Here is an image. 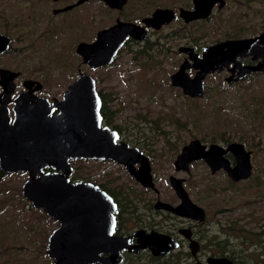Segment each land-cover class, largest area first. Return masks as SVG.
<instances>
[{
    "label": "rangeland",
    "instance_id": "rangeland-1",
    "mask_svg": "<svg viewBox=\"0 0 264 264\" xmlns=\"http://www.w3.org/2000/svg\"><path fill=\"white\" fill-rule=\"evenodd\" d=\"M75 1L0 0V33L11 38L8 49L0 54V68L21 72L15 80L17 91L23 89L24 79L31 78L43 84L39 93L48 98H60L79 72L92 74L104 97L105 113L111 114V125L149 157L160 198L175 201L168 177L176 174L188 179L191 198L208 210V231L198 235L203 246L208 243V254L203 249L197 259L206 262L210 256L221 255L234 264H264V74L237 84L225 82L224 73L208 76L201 98L185 96L169 79L183 58L176 55L178 43L208 44L264 31V0H226L208 20L188 25L176 20L149 30L145 41L127 43L112 64L95 70L75 52L78 42L92 41L99 29L117 17L137 20L156 7L190 3L128 0L117 12L95 1L53 13ZM194 138L204 144L242 143L252 150L251 175L234 182L224 171L212 174L202 160L192 163L188 174L177 173L175 155ZM72 167V180L103 186L110 174L120 170L108 161L75 160ZM26 178V173L0 170V264H53L46 246L58 224L22 196ZM129 187L135 188L125 173H116L110 189L120 196L121 212L129 213L118 221L119 231L155 227L178 238V218L164 215L161 221L137 200L138 192L135 195L133 190V197L127 194ZM193 262L190 253L180 248L155 259L146 250L124 252L120 264Z\"/></svg>",
    "mask_w": 264,
    "mask_h": 264
},
{
    "label": "water",
    "instance_id": "water-1",
    "mask_svg": "<svg viewBox=\"0 0 264 264\" xmlns=\"http://www.w3.org/2000/svg\"><path fill=\"white\" fill-rule=\"evenodd\" d=\"M86 1L76 0L56 9L55 13ZM100 1L110 8L121 9L127 0ZM216 2H220V6L224 4V0H193L194 9L180 8V16L186 22L208 17ZM173 17V9L158 7L143 17L141 24L116 19L114 24L98 30L93 41L78 42L75 52L91 69L108 65L129 38L141 41L146 38L148 27L159 29ZM10 42L8 35L0 33V54L8 49ZM249 56L259 62L243 67L239 77L253 70L264 71V31L251 37L229 38L205 46L201 59L198 54L192 56L198 73L194 77L188 76L185 70L191 65L186 59L171 76L172 83L184 87V92L190 96H201L203 78L207 73L218 72L231 63L240 65L239 59ZM19 75L20 71L0 68V170L26 173L27 178L21 186L22 196L57 222L46 246V254L52 263L119 264L121 253L126 250L139 253L148 249L154 256H163L175 249L177 241L156 230L137 229L129 235L116 234L113 198L91 182L70 180V159L110 158L123 162L144 186L153 185L147 158L137 148L117 143V132L102 125V102L90 73L81 72L68 85L62 98L52 100L34 94L42 88V83L34 79L24 80L26 91L12 97ZM227 152L235 159L233 166L225 157ZM251 154L252 151L246 150L240 142H230L226 147L218 143L207 146L199 139H193L184 145L175 166L178 170H186L192 161L204 159L212 172L222 168L232 180L238 181L251 174ZM137 161L140 166L135 169L133 164ZM46 168L52 171L45 172ZM170 180L181 203L174 207L159 200L157 207L181 215L195 211V217L202 220L204 211L191 201L182 186V179L172 175ZM132 238H135L133 243ZM196 244L191 240L193 252L197 249ZM193 264L234 263L226 256L216 255L208 257L206 262Z\"/></svg>",
    "mask_w": 264,
    "mask_h": 264
},
{
    "label": "flooded vegetation",
    "instance_id": "flooded-vegetation-1",
    "mask_svg": "<svg viewBox=\"0 0 264 264\" xmlns=\"http://www.w3.org/2000/svg\"><path fill=\"white\" fill-rule=\"evenodd\" d=\"M100 2V3H102L104 6H106V7H108L109 9H111V10H116L117 12H120V11H122V9H123V7L126 5V3L128 2V0L126 1V3L123 5V7L121 8V9H115V8H110L106 3H104V2H102V1H100V0H88V1H86V2ZM74 3V2H73ZM85 3V2H84ZM189 3L190 4H188V5H186V4H184V5H179V6H174V7H166V8H170V9H173V11H174V17H173V19L169 22V23H171V22H174V21H176V20H179V21H182L185 25H188V24H191V23H194V22H199V21H205V20H208V18L211 16V14H212V12H213V9L215 8V7H218V8H223L225 5H226V0H224V4L222 5V6H220V2H216L215 4H214V6H213V8L211 9V12H210V14L208 15V17H204V18H198V19H194V20H191V21H189V22H186L185 20H184V18L183 17H181L180 16V13H179V9L180 8H184V9H187V10H192V9H194V3H193V0H189ZM72 4V3H71ZM83 4V3H82ZM79 5H81V4H79ZM79 5H77V6H79ZM77 6H75V7H77ZM75 7H73V8H75ZM73 8H71V9H69V10H72ZM156 8H158V7H156ZM155 8V9H156ZM56 9H59V8H56ZM56 9H53V13L54 14H57V13H61V12H57V13H55V10ZM69 10H67V11H69ZM67 11H62V12H67ZM153 12V11H152ZM151 12V13H152ZM150 13V14H151ZM149 14V15H150ZM149 15H147V16H149ZM145 17V16H144ZM143 17H141L140 19H137V20H132V18H127V19H121L120 17H117L116 19H120V20H124V21H131V22H135V23H138V24H141V19H142ZM116 19H115V21H116ZM115 21H114V23H115ZM114 23H112V24H114ZM169 23H166V24H164V25H167V24H169ZM164 25H162V26H164ZM102 29V28H101ZM160 29V28H159ZM100 30V29H99ZM147 36H146V38L145 39H143V40H141V41H135V40H133L132 38H129L126 42H125V44L118 50V52H117V54L115 55V57H114V59L112 60V62L110 63V64H112L113 62H114V60H115V58L118 56V54H119V52L121 51V49L127 44V43H129V42H136V43H141V42H143V41H145L146 39H147V37H148V34H149V30H158V29H154V28H151V27H148L147 29ZM98 32V31H97ZM97 32H96V34H97ZM258 34V33H257ZM252 36H254V35H252ZM95 37H96V35H95ZM247 37H251V36H247ZM241 38H245V37H241ZM95 39V38H94ZM93 39V40H94ZM229 39V38H228ZM92 40V41H93ZM217 42H219V41H215V42H211V43H208V44H204V43H202V44H200V43H187V44H185V45H181L180 43H178L177 44V54L175 53V51L173 52V53H175L176 55H181V54H183V58L181 59V62H179L178 63V66H177V69L173 72V73H171L170 74V76H169V79H170V83H171V85L173 86V87H175V88H179L181 91H182V93L185 95V96H188V97H190V98H201L203 95H204V92H205V90H206V87H207V82H206V79L208 78V76H211V75H220V74H222V73H224V75H221V78H223L224 80H225V82H228L229 84H237V83H239V82H241V81H243V80H246V79H248V78H250V77H254V76H256V75H260V74H264V71H256V70H253V71H250V72H248V73H246L245 75H243L242 77H239V75L241 74V72H242V68L243 67H245V66H247V65H256L258 62H259V60H252L251 59V57L249 56V57H242V58H240L239 59V61H240V65H234V63H231V64H229L228 66H223L222 67V69L220 70V71H218V72H214V73H207L205 76H204V78H203V92H202V95L201 96H195V97H193V96H190V95H188V94H186L185 92H184V87H182V86H179V85H174L173 83H172V79H171V76L179 69V67H180V65L182 64V63H184V61L187 59V61H188V64H190L191 65V67L190 68H187L185 71H186V73L188 74V76L189 77H194L197 73H198V71H199V69H197V68H195L194 66H193V64H195V59H193V57L192 56H194V54H198V56H199V58L201 59V54H202V52H203V48L205 47V46H207V45H211V44H214V43H217ZM77 45V44H76ZM181 47H186V48H188L187 50H184V51H182L180 48ZM193 50V51H192ZM192 54V55H191ZM198 58V57H197ZM82 60V59H81ZM110 64H108V65H110ZM108 65H104V66H101V67H98V68H102V67H105V66H108ZM235 67V69H233ZM98 68H93L94 70L95 69H98ZM82 72H84V71H82ZM81 72H79L78 73V75L80 74ZM78 75L72 80V81H74L77 77H78ZM91 76H92V74H90ZM19 76H21V72H20V75ZM18 76V77H19ZM17 77V78H18ZM92 78L94 79V81H95V88H96V91H97V93H98V95L100 96V99H101V102H102V104H101V108H100V113H101V116H102V125H106V126H108L109 128H111V129H113V130H115L116 132H117V134H118V139H117V143H119V142H123V143H125V144H127L128 145V147L129 148H137L139 151H140V153H141V155L143 156V157H146L147 158V160H148V163H149V165H150V173H151V176H152V182H153V185H151V186H144L140 181H139V179L132 173V171L123 163V162H117V161H115V160H113V159H83V158H77V159H70V166H71V174H70V180L71 181H73V182H75V181H87V180H72V178H71V175H72V170H73V167H72V162L73 161H75V160H81V161H101V162H104V161H108V162H110V163H112L113 165H114V169H116V168H120V170L119 171H121V172H123V173H125V176H126V179L127 180H129V182H131L134 186H135V188H132V187H129V188H127L128 190H127V194L130 196V197H133V194H132V192H133V190H134V192H135V195H137V192L139 193L138 194V197H137V200L140 202V201H142V203L146 206V209L147 210H152V212L154 213V215H156L157 217H158V219H160L161 221H163L164 220V215H167V216H175V217H177L178 218V220L180 221V224L177 226V228H176V232H177V235H178V238L176 237V236H174V235H172V234H169V233H167V232H164V231H161V230H158V229H156L155 227L154 228H136V227H132V228H130V227H125V230L124 231H122V232H120L119 231V228H118V221H120V219L123 217H126V216H128L129 215V213H122L121 212V210H120V208H121V206H120V204H119V202H118V200H117V198L118 197H120L119 195H118V193L116 192H114L113 190H111L110 188H111V186H112V184H113V181H114V178L116 177V173H118L119 171H117V170H115L113 173L114 174H110V178H108V182H107V185H105V186H103V185H99V184H96V183H93V182H91V181H88V182H91V183H93V184H95V185H97L100 189H102L103 191H105L106 193H108L112 198H113V200H114V202L116 203V214H115V233L116 234H118V235H129L130 233H132L133 231H135V230H137V229H145V230H147V231H149V230H158V232H162V233H166V234H169V235H171L176 241H177V243H178V245H177V247L175 248V249H182V248H184L185 250H187V252H189L190 253V255H191V258H192V260H194V262H196V261H199L198 259H197V255L199 254V252H201L203 249H207V254H208V243L206 244H204V246L202 245L203 244V242H201L200 240H199V237H198V235H200V234H205L207 231H208V228H207V226H208V210L205 208V207H203L202 205H200V204H198L197 202H195L192 198H191V196H190V194H189V192H188V189H187V181H188V179L187 178H183V177H180V175H176V174H173L174 176H177V177H180L181 179H182V186L184 187V189L186 190V192H187V194H188V196L190 197V199H191V201L193 202V203H195L196 205H198V206H200L201 208H202V210L204 211V218L202 219V220H200V219H198L197 217H195V211H193V212H187L185 215H181V214H178V213H176L175 211H172V210H170V209H166V208H162V207H157V202L159 201V200H161V201H165V202H168V203H170V204H172L174 207H177L180 203H181V199H180V197H179V195H178V193H177V191L175 190V188L173 187V185H172V183H171V180H170V177L172 176V175H170L169 177H168V181H169V185H170V187H171V189L173 190V195H174V197H175V201H167V200H162L161 198H160V196H159V194H160V189L158 188V186L155 184V181H154V178H153V175H152V172H151V163H150V160H149V157L141 150V148L140 147H138V146H136V145H132V144H130L129 142H128V140L126 139V138H124V137H122V135L120 134V132L118 131V128H116V127H114V126H112L111 125V123L109 122V120H108V118H110L111 117V114H109L108 115V113H105L106 112V110H105V104H104V97L102 96V94H101V92L97 89V82H96V79H95V77L94 76H92ZM26 79H31V78H26ZM26 79H24V80H26ZM23 80V81H24ZM35 80V79H34ZM23 81H22V86H23ZM38 81V80H37ZM71 81V82H72ZM40 82V81H39ZM70 82V83H71ZM69 83V84H70ZM68 84V85H69ZM17 85V84H16ZM68 85H67V87H68ZM67 87H66V89H67ZM0 88H1V90H0V92L2 91V87H1V85H0ZM17 88H18V85H17ZM17 88H16V90H15V92H14V94L12 95V97H15L19 92H22V91H26V89H25V87L23 86V89L22 90H19V91H17ZM42 88H43V84H42ZM42 88L39 90V91H34V94H36V95H40V96H44V95H41L39 92L42 90ZM65 89V90H66ZM64 90V91H65ZM64 91L62 92V94H61V97L60 98H62V95H63V93H64ZM44 97H47V96H44ZM48 98V97H47ZM53 98H57V97H51V98H48L49 100H52ZM12 105H10V107H11ZM54 112L56 113L57 112V110L55 109L54 110ZM11 114H12V112H10ZM194 139H197V138H194ZM193 140V139H192ZM191 141V140H190ZM190 141H187L184 145H186V144H188ZM201 142V141H200ZM234 142V141H233ZM202 143V142H201ZM230 142H228L226 145H221V146H223V147H226L228 144H229ZM202 144H204V143H202ZM211 144V143H210ZM210 144H205V145H210ZM184 145H182L181 147H180V149H179V151L177 152V154L175 155V159H174V161H173V167H174V170L177 172V173H186V174H188L189 172H191L192 170H191V165H192V163H194V162H196V161H199V160H202V161H204V163L206 164V166L209 168V170H210V172L212 173V174H214L215 172H217L218 170H216L215 172H212L211 171V169H210V167L208 166V164L206 163V161L204 160V159H197V160H194V161H192L191 163H189V165H188V169H186V170H183V169H177L176 168V166H175V160H176V158H177V156L179 155V153L181 152V150H182V148L184 147ZM245 147V146H244ZM245 149L246 150H250V149H247L246 147H245ZM252 151V150H251ZM225 157L229 160V162H230V165H234L235 164V159H234V157H233V155L230 153V152H227V153H225ZM251 158H252V154H251ZM251 165H252V160H251ZM140 166V162L139 161H137L136 163H134L133 164V167L135 168V169H137L138 167ZM219 170H221V171H224V172H226L224 169H219ZM44 171L45 172H47V171H52L50 168H46V169H44ZM251 172H252V168H251ZM226 174H227V172H226ZM251 175V174H250ZM112 176V177H111ZM228 176V175H227ZM229 177V176H228ZM230 178V177H229ZM248 178V177H247ZM231 179V178H230ZM131 180V181H130ZM232 180V179H231ZM240 180H245V179H240ZM232 181H234V180H232ZM239 181V180H238ZM235 182V181H234ZM139 188V189H138ZM188 214V215H187ZM126 223V222H125ZM184 230V231H183ZM188 235V236H187ZM191 240H194V241H196V251L195 252H193L192 251V248H191ZM135 241V238H132L131 239V242L133 243ZM182 244H184L185 246H183L182 247ZM204 247H206V248H204ZM147 251V253H149V255H151V257L153 258V257H155V258H158V257H160V256H154L151 252H150V250H148V249H143V250H141V251ZM174 250V249H173ZM140 251V252H141ZM124 252H128L127 250L126 251H123L121 254H123ZM139 252V253H140ZM129 254H135V253H131V252H128ZM121 262H122V260H121ZM120 262V263H121ZM193 262V263H194ZM119 263V264H120ZM192 263V264H193Z\"/></svg>",
    "mask_w": 264,
    "mask_h": 264
},
{
    "label": "trees",
    "instance_id": "trees-1",
    "mask_svg": "<svg viewBox=\"0 0 264 264\" xmlns=\"http://www.w3.org/2000/svg\"><path fill=\"white\" fill-rule=\"evenodd\" d=\"M152 259H155V257H153Z\"/></svg>",
    "mask_w": 264,
    "mask_h": 264
}]
</instances>
